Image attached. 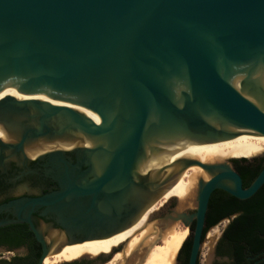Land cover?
<instances>
[{
  "label": "water",
  "instance_id": "water-1",
  "mask_svg": "<svg viewBox=\"0 0 264 264\" xmlns=\"http://www.w3.org/2000/svg\"><path fill=\"white\" fill-rule=\"evenodd\" d=\"M0 125V140L21 138L31 156L68 150L90 167L33 201L59 215L46 237L32 226L39 264L131 228L189 168L210 175L194 205L198 264L212 193L247 200L264 186V168L244 189L231 159L197 157L201 146L264 137V0H0ZM173 213L148 225L182 222L188 241L187 213Z\"/></svg>",
  "mask_w": 264,
  "mask_h": 264
},
{
  "label": "flooded vegetation",
  "instance_id": "flooded-vegetation-1",
  "mask_svg": "<svg viewBox=\"0 0 264 264\" xmlns=\"http://www.w3.org/2000/svg\"><path fill=\"white\" fill-rule=\"evenodd\" d=\"M25 148L21 138L18 140L14 138L10 141L0 140V222L18 221V223L0 227V264H29L34 261L39 264L43 255V247L32 230V226L38 230H44L46 237L48 232L45 230L49 227L59 228V215L49 206H34L33 201L62 192L65 185L77 183V178L86 175L90 168L86 164V158L78 152L66 150L63 155L50 157L47 155L50 153L48 151L38 156H31L25 151ZM236 160L240 159L229 160V166L241 177L242 186L247 189L254 181V172L264 162V153L252 159H245L246 161ZM62 177H69L70 181H63ZM200 181L205 182L204 180L198 181L197 191ZM178 201L176 197L170 199L159 210L160 216L165 217L173 211L175 212L179 207ZM244 201L246 200L238 199L222 189H216L212 193L203 234L204 244V240L209 237L210 233L217 230L218 235L215 237L211 264H235L238 262L233 256L220 255L218 246L227 227L244 214ZM216 202L227 203L228 206L223 211H216ZM186 209L184 211L187 215L184 219L191 230L188 242L192 246L193 233L197 225L194 215L197 209L194 206ZM27 218L30 221H27ZM215 218H218V221L206 231L209 223ZM10 236L19 237L23 244L15 247L3 243L4 238ZM125 246L126 244L116 251H123ZM112 257V255L97 258L83 256L80 259L60 264H109ZM18 258H24V261H17ZM185 258L186 250L178 257L177 264H184ZM258 258V256L245 253L243 259L239 260V264H256L257 262L259 264L264 261L258 260Z\"/></svg>",
  "mask_w": 264,
  "mask_h": 264
},
{
  "label": "bare ground",
  "instance_id": "bare-ground-1",
  "mask_svg": "<svg viewBox=\"0 0 264 264\" xmlns=\"http://www.w3.org/2000/svg\"><path fill=\"white\" fill-rule=\"evenodd\" d=\"M263 153L264 137L243 136L220 143L201 146L197 150V157L201 163L218 164L229 159H252ZM199 180L208 182L210 175L203 169H187L180 180L163 195L161 200L152 205L131 228L109 239L86 243L66 249L59 254L47 256L44 264L71 262L83 256L95 258L101 254H110L114 248L122 244H126L124 251L115 255L109 264L121 263L129 256L133 257L136 251L139 250V247H141L142 241L153 228L152 225H148L150 216L163 208L170 199L176 197L179 200V207L173 213V217L183 215L186 208L196 205ZM188 234L189 231L187 228L171 229L168 231L164 237L163 246L152 248L146 258L145 264L175 263L173 259L187 240ZM216 235H218L217 230L212 231L207 239H212Z\"/></svg>",
  "mask_w": 264,
  "mask_h": 264
},
{
  "label": "trees",
  "instance_id": "trees-1",
  "mask_svg": "<svg viewBox=\"0 0 264 264\" xmlns=\"http://www.w3.org/2000/svg\"><path fill=\"white\" fill-rule=\"evenodd\" d=\"M241 161H246L245 159H240ZM236 160V161H240ZM264 168V162L258 166L257 170L254 172L253 180L260 174ZM244 214L235 219L225 230L222 240L218 246V253L220 255H230L233 256L239 264V260L243 259L245 253H250L251 255L258 256V260L264 257V186L259 190V192L252 198L244 201L243 204ZM228 204L216 202V211H223L226 209ZM218 221V218L213 219L209 223L206 231ZM244 242V243H242ZM3 243L11 244L15 247L21 246L23 242L17 236H10L4 238ZM186 250L185 263L188 264L191 243L186 241L181 248L180 254ZM17 261H24V258H18ZM29 264H37V262H32ZM259 264H264V261Z\"/></svg>",
  "mask_w": 264,
  "mask_h": 264
},
{
  "label": "rangeland",
  "instance_id": "rangeland-1",
  "mask_svg": "<svg viewBox=\"0 0 264 264\" xmlns=\"http://www.w3.org/2000/svg\"><path fill=\"white\" fill-rule=\"evenodd\" d=\"M152 225V230L148 234V236L142 241L141 247H139V250L136 251V254L132 257L129 256L127 259H125L121 263L116 264H145L146 258L154 247H161L163 246V240L166 236V233L170 231L171 229H186L184 224L182 222H178L176 224H173L171 227L166 228V226H163L164 223H159V220L155 219L152 222H150ZM162 224V226H161ZM160 226V227H159ZM183 227V228H182ZM160 231V232H159ZM215 236L212 239H205L204 244L201 249V256H200V263L199 264H209V261L213 254V248L215 246ZM181 249V248H180ZM180 251V250H179ZM179 251L177 255L179 254ZM177 255L173 259V262L176 261ZM175 264V263H173Z\"/></svg>",
  "mask_w": 264,
  "mask_h": 264
}]
</instances>
